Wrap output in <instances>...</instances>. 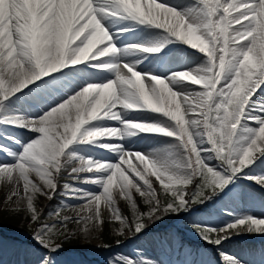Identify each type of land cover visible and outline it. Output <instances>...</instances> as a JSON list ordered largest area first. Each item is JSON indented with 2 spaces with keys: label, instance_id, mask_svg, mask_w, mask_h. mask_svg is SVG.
Returning a JSON list of instances; mask_svg holds the SVG:
<instances>
[{
  "label": "snow or ice",
  "instance_id": "snow-or-ice-1",
  "mask_svg": "<svg viewBox=\"0 0 264 264\" xmlns=\"http://www.w3.org/2000/svg\"><path fill=\"white\" fill-rule=\"evenodd\" d=\"M0 181L19 264H264V0H0Z\"/></svg>",
  "mask_w": 264,
  "mask_h": 264
},
{
  "label": "rangeland",
  "instance_id": "rangeland-1",
  "mask_svg": "<svg viewBox=\"0 0 264 264\" xmlns=\"http://www.w3.org/2000/svg\"><path fill=\"white\" fill-rule=\"evenodd\" d=\"M20 133L19 135H22ZM2 193H0V238L3 240V246L0 248V264H19L21 260H30V257H25L16 251H14L10 244L14 240H27L28 239V226L29 220L27 218V214L25 212H20L16 214L14 212L9 211L10 205L7 202V196L11 192V188L3 181H1ZM46 199L41 197L38 201V205L41 207V203ZM71 205H78V201H70ZM11 207H14L12 205ZM121 209L128 213L126 204L121 201L120 202ZM257 211H259L257 209ZM65 214L72 215L71 211L66 212ZM105 219L107 220L108 213L105 210L104 212ZM181 223V222H177ZM71 229H76L81 226L70 225ZM115 225L106 223L104 226V231L102 234L98 236V238H92L90 240H85L83 237L74 238L68 241L64 245V251L60 253L58 259L62 262V264H103L105 257H107L110 253L108 250L99 247L102 243L111 244L113 246V250H121L116 249L115 247V236L113 233ZM188 238L197 242L195 239V235L192 233H188ZM244 240V239H242ZM242 240L233 241L231 244L225 245L227 249L235 250L240 245L244 244ZM251 241V244H258V236H252L248 238Z\"/></svg>",
  "mask_w": 264,
  "mask_h": 264
},
{
  "label": "bare ground",
  "instance_id": "bare-ground-1",
  "mask_svg": "<svg viewBox=\"0 0 264 264\" xmlns=\"http://www.w3.org/2000/svg\"><path fill=\"white\" fill-rule=\"evenodd\" d=\"M0 184H1V181H0ZM0 193H2L1 185H0ZM248 238H250V237L244 238V242H245L244 244H247V245H255L254 243L251 244V243H250L251 241H249ZM258 239H259L258 244L255 246V247H257V248H259V247H261L262 245H264V237H258ZM235 250H236V249H235Z\"/></svg>",
  "mask_w": 264,
  "mask_h": 264
},
{
  "label": "trees",
  "instance_id": "trees-1",
  "mask_svg": "<svg viewBox=\"0 0 264 264\" xmlns=\"http://www.w3.org/2000/svg\"><path fill=\"white\" fill-rule=\"evenodd\" d=\"M42 205H43L44 210L47 211V210L53 208L57 204H52V203L51 204H46V203H43Z\"/></svg>",
  "mask_w": 264,
  "mask_h": 264
}]
</instances>
